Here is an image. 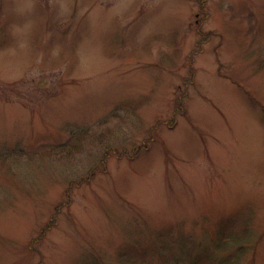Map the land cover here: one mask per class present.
Listing matches in <instances>:
<instances>
[{"label": "rangeland", "instance_id": "rangeland-1", "mask_svg": "<svg viewBox=\"0 0 264 264\" xmlns=\"http://www.w3.org/2000/svg\"><path fill=\"white\" fill-rule=\"evenodd\" d=\"M231 261L264 264V0H0V264Z\"/></svg>", "mask_w": 264, "mask_h": 264}, {"label": "trees", "instance_id": "trees-1", "mask_svg": "<svg viewBox=\"0 0 264 264\" xmlns=\"http://www.w3.org/2000/svg\"><path fill=\"white\" fill-rule=\"evenodd\" d=\"M77 141H78V140L75 141V139H73V140H69L68 143H66V146H67V145L70 146V145L72 144L71 147H76V148H77V147H78V142H77ZM66 146H65V147H66ZM68 146H67V147H68ZM240 235H241V234H240ZM231 263L234 264V261H231ZM220 264H225V263H224V262H223V263L221 262Z\"/></svg>", "mask_w": 264, "mask_h": 264}]
</instances>
